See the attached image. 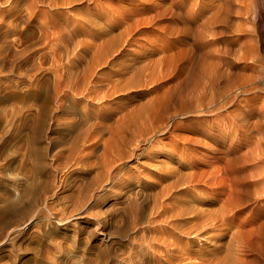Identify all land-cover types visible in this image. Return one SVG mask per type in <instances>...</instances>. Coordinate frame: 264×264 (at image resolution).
Segmentation results:
<instances>
[{
    "label": "rangeland",
    "instance_id": "obj_1",
    "mask_svg": "<svg viewBox=\"0 0 264 264\" xmlns=\"http://www.w3.org/2000/svg\"><path fill=\"white\" fill-rule=\"evenodd\" d=\"M101 2L123 11V16L136 26L131 41L124 44L114 64L155 62L156 74L145 88H130L129 94L122 93L92 108L94 112L104 107L114 108V112L102 120L110 126L125 109L136 106L132 117L126 115V122L124 117L114 135L107 129L99 141L82 139L73 152L65 151L61 155H56V151L62 149L57 141L64 132L58 128L46 129L44 135L32 139L33 142H28V136L13 138L9 134L6 142L0 141V225L4 207L18 201L22 184L34 176L38 152V158L41 154L49 170L57 173L56 183L73 169L74 179L78 173H85L89 189L101 194L68 222L59 223L56 211L64 205L70 214L72 195L78 186L70 180L71 185L58 190L56 197H52L51 190L47 196L52 208L41 212V225L36 216L29 215L28 219L19 216L4 228L3 234L0 230V264H117L132 247L134 224L141 210L145 212L143 216L150 215L153 197L158 192L159 208L175 201L176 198L160 193L176 171L191 176L184 191L199 190L196 206L215 209L226 199L231 212L236 214L235 228L240 226L250 232L245 264H264V0ZM94 4L86 0L79 5L93 7ZM122 27L117 26L113 33H118ZM140 109L150 110L153 124L168 131L150 130L137 137L139 132L125 128V123L134 118L135 112L137 116ZM55 117L62 119L65 115L57 113ZM123 136L133 137L132 142L125 144ZM112 145L133 152L117 159L114 174L121 181L114 186L105 178L100 163L103 152ZM80 156L85 158L84 162L74 164V158ZM7 162L12 163L16 176L10 175ZM140 188L150 191V197L139 207L134 192ZM56 198L58 202H54ZM97 217L110 221L107 227L97 224L96 231L87 238V231L95 227ZM157 222L161 223L159 216L153 225ZM105 231L108 240L102 241ZM148 233L151 236L156 232ZM180 238L177 234L168 243ZM183 241L179 244L178 257L184 251H206L213 245L210 241ZM153 244L154 253L164 257L163 243Z\"/></svg>",
    "mask_w": 264,
    "mask_h": 264
},
{
    "label": "bare ground",
    "instance_id": "obj_2",
    "mask_svg": "<svg viewBox=\"0 0 264 264\" xmlns=\"http://www.w3.org/2000/svg\"><path fill=\"white\" fill-rule=\"evenodd\" d=\"M89 1L95 3L93 7L79 5L86 0H0V141L3 139L6 142L5 137L9 134L13 138L28 136L30 142L42 133L44 135L46 129L54 131L58 128L64 132L57 141L62 144V149L56 151V155H61L65 151L73 152L76 144L82 139L97 138L99 141L107 129L114 135L124 117L128 114L131 116L132 111L137 110L136 106L129 109V112L125 109L124 113L121 112L122 115L116 118V123L110 126L103 124L102 120L113 113L114 108L106 110L104 107L95 112L93 110L99 103L111 101L122 93L129 94L130 88L147 86L156 74L157 65L155 62L114 64L116 58L122 54L124 44L131 41L136 26L128 17L123 16V11L114 8L112 4L102 3L101 0ZM75 5L79 6L75 8ZM66 6L72 9L68 11ZM45 7L48 9H44ZM119 25L123 26L122 29L113 33ZM202 89L204 90V87ZM142 109L137 116L135 112L134 118L125 123V128L139 132L135 133L137 137L150 133V130L155 132L160 129L159 132H166L168 128H159V125L153 124V114H150V110ZM57 113H62L65 117L57 119ZM130 116L129 118L132 117ZM70 137H73L72 140ZM149 138L151 140V137ZM132 140L133 137L123 136L125 144ZM106 146L108 147V143ZM119 147L120 145H112L110 151L106 148L100 160L105 170V178L112 183L111 186L121 181L114 174L117 159H121L126 153L133 154L130 150ZM38 155L34 176L28 183L22 184L18 201L10 202L3 209L2 226L0 225L2 234L4 228L14 223L19 216L27 217L26 219L29 215L36 216L41 225V212L52 208L47 194L52 190V197H56L58 190H65L70 180L78 186L72 195L73 209L70 214L64 205L58 209L55 215L59 223H66L69 218L86 208L92 199L101 195L89 189V179L84 176L85 173H78L74 179L76 173L73 169L56 183L57 173L50 171L48 162L46 163L41 154L39 158ZM84 159L82 156L74 158V164L82 163ZM6 168L10 175H17L13 172L11 162L6 163ZM176 172L170 175V180L166 179L169 182L160 193L168 195V198H176L175 201L170 205L163 204L162 209L159 208L156 199L158 192V195L153 197L150 215L143 216L145 212L141 210V216L134 224L136 230L132 247L117 264H245L244 253L248 248L247 239L250 232L244 231L240 226L235 228L236 214L231 212L226 199L215 209L196 206L199 190L192 188L188 193L184 191L187 185L185 183L191 181V176ZM149 192L144 188L134 192L138 196L135 202L138 201L139 207L149 199ZM176 193L189 196L179 197ZM58 201L56 198L54 202ZM157 207L161 210H155ZM154 210L157 211L155 216ZM158 216L161 223L153 225ZM109 221L97 217L95 227H90L87 231V238L98 227L97 224L101 223L107 227ZM74 223L77 224L78 221ZM152 230L156 233L150 236L148 232ZM8 233L6 235H9ZM177 234L181 235L180 240L168 243ZM101 239L108 240V232L105 231ZM184 239H193L196 243L210 241L213 245L206 251H184L178 257L179 244L184 242ZM156 241L163 243L164 257L154 253L153 242ZM116 258L118 260V257ZM176 258H179L178 261ZM191 258L193 260H190Z\"/></svg>",
    "mask_w": 264,
    "mask_h": 264
}]
</instances>
